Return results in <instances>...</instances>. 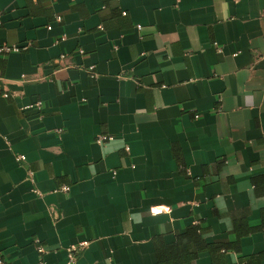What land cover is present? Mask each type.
<instances>
[{
    "label": "crops",
    "instance_id": "obj_1",
    "mask_svg": "<svg viewBox=\"0 0 264 264\" xmlns=\"http://www.w3.org/2000/svg\"><path fill=\"white\" fill-rule=\"evenodd\" d=\"M4 45L7 264H153L191 225L264 264V0H0Z\"/></svg>",
    "mask_w": 264,
    "mask_h": 264
},
{
    "label": "trees",
    "instance_id": "obj_2",
    "mask_svg": "<svg viewBox=\"0 0 264 264\" xmlns=\"http://www.w3.org/2000/svg\"><path fill=\"white\" fill-rule=\"evenodd\" d=\"M264 227V222H263ZM252 228H250L251 230ZM249 230V229H247ZM235 243L225 241L208 242L197 225H191L185 231L176 234L172 243L160 239L154 241L155 262L153 264H196L202 253L209 255L207 264H236L230 263L226 253L238 249ZM261 256H239L238 264H260Z\"/></svg>",
    "mask_w": 264,
    "mask_h": 264
},
{
    "label": "built area",
    "instance_id": "obj_3",
    "mask_svg": "<svg viewBox=\"0 0 264 264\" xmlns=\"http://www.w3.org/2000/svg\"><path fill=\"white\" fill-rule=\"evenodd\" d=\"M125 13L126 12H124V11H122V14L123 15H125ZM55 19L57 20V21H60V16H56L55 17ZM47 28L49 29L50 28V26H47ZM99 28H101V26H99ZM137 28L139 29L140 28V26H138L137 25ZM65 38V36L63 35V36H61V38L60 39H64ZM27 48V45H24V46H17V45H11V46H7V45H4V46H0V52H4V53H7V52H10V51H20V50H24V49H26ZM80 52H81V50H80ZM65 58V55H60L59 56V58H58V61H61V60H63ZM93 69H94V66L93 65H91V66H89L88 67V70L92 73V74H94V72H93ZM5 96H7V94H5ZM33 106L35 107V108H37L39 111H41L42 110V102L40 101V100H38V101H36L34 104H33ZM40 116H42V114H40ZM111 137H108V136H106V135H102V136H100L99 138H98V140L99 141H103V140H105V139H110ZM25 159V157L24 156H22V155H17L16 156V160L17 161H23ZM156 210H151V212H155ZM86 243L87 242H80L79 243V246H84V245H86ZM36 248H37V251L39 252V253H43L45 250H44V247L43 246H41V245H37L36 246ZM76 250H77V248H76V245H71L69 248H67V253H68V263L69 264H77V261H76V255H75V252H76ZM0 264H7V262L5 261V259L2 257V256H0Z\"/></svg>",
    "mask_w": 264,
    "mask_h": 264
}]
</instances>
